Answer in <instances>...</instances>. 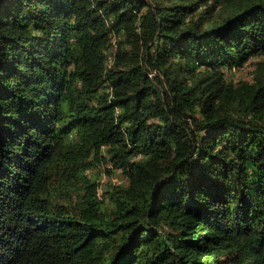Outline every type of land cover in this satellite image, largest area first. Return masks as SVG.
Returning a JSON list of instances; mask_svg holds the SVG:
<instances>
[{
	"label": "trees",
	"instance_id": "1",
	"mask_svg": "<svg viewBox=\"0 0 264 264\" xmlns=\"http://www.w3.org/2000/svg\"><path fill=\"white\" fill-rule=\"evenodd\" d=\"M0 264H264V0H0Z\"/></svg>",
	"mask_w": 264,
	"mask_h": 264
},
{
	"label": "rangeland",
	"instance_id": "2",
	"mask_svg": "<svg viewBox=\"0 0 264 264\" xmlns=\"http://www.w3.org/2000/svg\"><path fill=\"white\" fill-rule=\"evenodd\" d=\"M227 75L229 76V78H233L234 80L239 78L249 79L251 76V67L244 66L240 69H232L230 72H227ZM90 177H94L97 181H99L101 190H103L104 187L108 186L110 183L118 181L116 176L112 177V175H108L107 172H104V170L99 167L90 172Z\"/></svg>",
	"mask_w": 264,
	"mask_h": 264
},
{
	"label": "built area",
	"instance_id": "3",
	"mask_svg": "<svg viewBox=\"0 0 264 264\" xmlns=\"http://www.w3.org/2000/svg\"><path fill=\"white\" fill-rule=\"evenodd\" d=\"M119 183V182H118Z\"/></svg>",
	"mask_w": 264,
	"mask_h": 264
}]
</instances>
